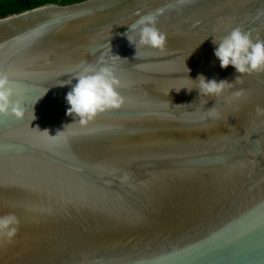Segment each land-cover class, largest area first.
<instances>
[{
  "label": "water",
  "instance_id": "95a60500",
  "mask_svg": "<svg viewBox=\"0 0 264 264\" xmlns=\"http://www.w3.org/2000/svg\"><path fill=\"white\" fill-rule=\"evenodd\" d=\"M143 15L163 50L129 41ZM234 28L264 39V0H84L0 18V73L25 109L0 116V215L21 221L0 264H264V72L235 81L220 67L213 41ZM102 64L125 102L81 124L66 95ZM201 75L230 84L201 95Z\"/></svg>",
  "mask_w": 264,
  "mask_h": 264
},
{
  "label": "clouds",
  "instance_id": "9594fccd",
  "mask_svg": "<svg viewBox=\"0 0 264 264\" xmlns=\"http://www.w3.org/2000/svg\"><path fill=\"white\" fill-rule=\"evenodd\" d=\"M157 23L158 18L155 16L140 17L137 21L138 38L134 39L130 36V33L136 31V27L128 34L129 41L135 45L136 49L138 47L164 49L167 34L157 27ZM213 43L217 45L214 48V55L218 58L220 67L226 69L231 65L237 73L241 74L235 81L240 80L244 74L264 72V39L253 40L249 33L240 28H234L219 41L215 39ZM86 71L88 74L77 76V83L66 95V101L70 105L67 110L68 115L75 114L81 124L88 123L106 109L119 108L125 102V97L119 91L125 84L116 74L114 67L102 64L98 67H90ZM9 83L7 74L0 73V116H14L20 119L25 109L20 101L13 100L15 93ZM197 84L201 95L207 96L221 94L225 85L230 83L217 82L215 79L207 80L201 75L198 77ZM259 111L264 110L258 109ZM208 115L214 114L209 112ZM63 132H58L54 137L50 136L47 130L41 133L55 138ZM20 223V218L14 212L0 215V246L13 241L19 232Z\"/></svg>",
  "mask_w": 264,
  "mask_h": 264
},
{
  "label": "trees",
  "instance_id": "16d2710c",
  "mask_svg": "<svg viewBox=\"0 0 264 264\" xmlns=\"http://www.w3.org/2000/svg\"><path fill=\"white\" fill-rule=\"evenodd\" d=\"M84 0H0V18L44 4L68 5Z\"/></svg>",
  "mask_w": 264,
  "mask_h": 264
}]
</instances>
